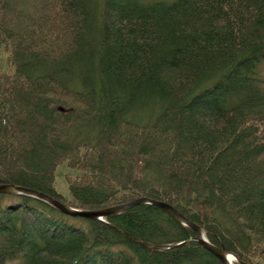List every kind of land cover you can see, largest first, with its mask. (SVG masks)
I'll list each match as a JSON object with an SVG mask.
<instances>
[{
  "label": "trees",
  "instance_id": "16d2710c",
  "mask_svg": "<svg viewBox=\"0 0 264 264\" xmlns=\"http://www.w3.org/2000/svg\"><path fill=\"white\" fill-rule=\"evenodd\" d=\"M263 61L264 0H0V184L80 210L164 201L264 264ZM62 162L80 171L69 198ZM118 229L193 235L150 204L101 222L0 194V264H221L194 241L152 250Z\"/></svg>",
  "mask_w": 264,
  "mask_h": 264
},
{
  "label": "water",
  "instance_id": "95a60500",
  "mask_svg": "<svg viewBox=\"0 0 264 264\" xmlns=\"http://www.w3.org/2000/svg\"><path fill=\"white\" fill-rule=\"evenodd\" d=\"M0 194H15V195L30 196V197L39 199L41 201H44L50 204L52 207H54L55 209L59 210L60 212L66 215H69L72 217H81V218H85L88 220H99V221H103L104 218H107V217L118 215L121 212H124L135 205L150 204L164 211L168 216H170L178 224L191 229L194 233V236L188 238L185 241H182V242H179L173 245H161V244L156 245V244L143 242L137 239L136 237L131 236L118 229L123 235H125L128 239H130L134 243H137L138 245L146 249L163 250V249L172 248L174 246L186 244L188 241L193 240L196 243H198L203 249L207 250L212 255H214L222 264H231L230 261H228L225 257L227 255L232 256L236 264H245L242 261H240L239 258L235 254L226 251L224 248H219L209 243L207 239L203 236V233L201 232L200 228L196 224L190 222L184 215H182L180 212H178L176 209H174L169 204L163 203L161 201H156V200H152L146 197H142V198H139L137 200H134L128 203L119 204V205L105 208V209L85 211V210H78V209L70 208L64 205L63 203L59 202L58 200H55L42 192H39L33 189L18 187L12 184H0Z\"/></svg>",
  "mask_w": 264,
  "mask_h": 264
},
{
  "label": "rangeland",
  "instance_id": "374dc122",
  "mask_svg": "<svg viewBox=\"0 0 264 264\" xmlns=\"http://www.w3.org/2000/svg\"><path fill=\"white\" fill-rule=\"evenodd\" d=\"M257 74H258V78H260V80H262L264 82V61L261 62L259 65H258V68H257ZM264 87V83L262 85ZM148 117V118H147ZM142 119L145 120V119H149V116L146 115V113H144V115H142ZM79 170L75 169V168H71L69 166H67L66 163L62 162L60 163L59 165L56 166L55 168V171H54V188L55 190L61 194L64 198H69L70 195H69V191H68V187H67V178L69 177H75L76 175L79 174ZM102 186V185H100ZM139 198H142V197H137V198H133L131 199L129 202L131 201H134V200H137ZM148 198V197H146ZM150 199V198H149ZM158 201V200H156ZM60 202V201H59ZM163 203H165L164 201H161ZM63 203V202H61ZM125 203H128V202H125ZM64 205L68 206L67 204L63 203ZM124 204V203H122ZM167 204V203H166ZM170 205V204H169ZM136 206V205H135ZM171 206V205H170ZM70 207V206H68ZM113 207V206H111ZM70 208H73V207H70ZM109 208V207H108ZM132 208V207H131ZM174 208V207H173ZM76 209V208H74ZM105 209V208H104ZM175 209V208H174ZM80 210V209H78ZM85 211H92V210H85ZM109 218V217H107ZM105 219V218H104ZM104 221V220H103ZM101 221V222H103ZM199 227V226H198ZM200 228V227H199ZM191 230V229H190ZM201 230V229H200ZM192 231V230H191ZM202 232V230H201ZM203 233V232H202ZM192 236L189 235V238L190 237H193L194 236V233L192 231ZM203 236L206 238L205 234L203 233ZM207 239V238H206ZM208 241V239H207ZM190 242V241H188ZM193 242V240H192ZM195 242V241H194ZM209 242V241H208ZM179 243V242H178ZM210 243V242H209ZM137 244V243H136ZM198 244V243H197ZM212 244V243H211ZM183 245V244H182ZM180 246V245H179ZM207 251V250H206ZM210 253V252H209ZM211 254V253H210ZM234 254V253H233ZM212 255V254H211ZM236 255V254H235ZM214 256V255H213ZM237 256V255H236ZM215 257V256H214ZM238 257V256H237ZM216 258V257H215ZM239 258V257H238ZM217 259V258H216ZM234 258H232V260L230 261L231 264H236L235 263V260H233ZM240 261H242L240 258H239ZM220 262V261H219ZM243 263L245 264H248L244 261H242ZM221 263V262H220ZM5 264H25L24 261L21 259V258H16V259H12V260H9L7 261ZM222 264V263H221Z\"/></svg>",
  "mask_w": 264,
  "mask_h": 264
},
{
  "label": "bare ground",
  "instance_id": "6f19581e",
  "mask_svg": "<svg viewBox=\"0 0 264 264\" xmlns=\"http://www.w3.org/2000/svg\"><path fill=\"white\" fill-rule=\"evenodd\" d=\"M59 211V210H58ZM62 213V212H61ZM64 214V213H63ZM69 216V215H68ZM72 217V216H71ZM226 257V259L228 260V261H231L232 260V256H229V255H227V256H225Z\"/></svg>",
  "mask_w": 264,
  "mask_h": 264
}]
</instances>
